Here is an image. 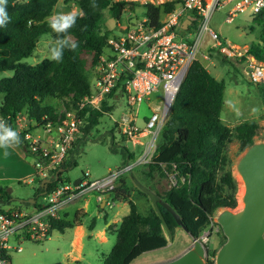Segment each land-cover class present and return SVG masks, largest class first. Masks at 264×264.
<instances>
[{"label": "trees", "instance_id": "16d2710c", "mask_svg": "<svg viewBox=\"0 0 264 264\" xmlns=\"http://www.w3.org/2000/svg\"><path fill=\"white\" fill-rule=\"evenodd\" d=\"M183 1L171 0L158 5L147 2L144 3V14L153 24L159 25L163 15L180 6ZM56 2L57 0H8L7 10L11 22L6 27H0V73L10 71L11 74L0 77V117L6 119L15 130L18 115L27 117L28 131H38L40 128L44 129L47 122L58 121L63 111L59 112L55 105L48 103V99L62 100L69 109L91 93L89 68L98 65L99 57L108 46L110 35V31H99L103 17L99 9L109 6L112 17L119 20L125 8L135 4L134 1L126 0H95L97 7L92 8L90 5L93 0H77L85 15L77 19L68 35L78 44V48L75 51L65 50L60 63L49 60L48 56L35 63L28 62L25 58L32 56L45 41V49L50 52L56 33L49 27L47 18L52 14ZM253 17L249 28L254 30L258 26L259 39L251 43L249 50L258 60L264 61V9ZM210 51L216 49L211 48ZM86 54L92 58H87ZM256 84L264 100V80ZM118 86H124V83L120 81ZM225 91V80L216 78L198 59L194 60L159 132L150 161L138 163L130 169L143 172L147 167L143 176L137 179L160 194L196 237L210 225L211 215L219 208L238 206L239 185L232 172L228 147L236 138L240 151H243L255 140L258 128L255 121H243L234 127L223 121L221 113ZM114 92L115 90L103 100L100 109L90 111L88 122L83 127L85 132L77 137L73 149L87 138L89 131L105 113L113 109L109 100ZM86 112L87 108L82 114ZM20 136L25 156L34 161L35 156L28 152L23 133ZM111 147L114 148L115 144ZM73 149L69 150L65 161L51 174L53 180L46 187L39 184L31 197L35 201L31 202L29 198L23 200L27 205L39 204L38 200L44 193L59 185L61 173L76 164L75 160H69ZM127 155L128 161L137 160L133 153L128 152ZM60 168L63 171H59ZM155 172L160 177H167L169 172H175L176 183L160 192L152 183ZM124 173L110 196L114 201H127L130 211L112 230L116 234V242L112 250L103 256V264H131L142 253L169 243L168 233L150 198L135 184V177L128 180L124 178ZM0 188L6 198L11 200L9 188L3 185ZM136 195L143 196L150 202L145 212L140 211L135 202ZM160 209L174 234L179 226L176 218L165 206L160 205ZM73 225L74 221L60 216L53 219L52 230L63 231ZM225 239L222 231L220 245ZM216 251L217 248L208 246L207 264H214ZM72 264H81V261L77 260Z\"/></svg>", "mask_w": 264, "mask_h": 264}, {"label": "built area", "instance_id": "2783aa9c", "mask_svg": "<svg viewBox=\"0 0 264 264\" xmlns=\"http://www.w3.org/2000/svg\"><path fill=\"white\" fill-rule=\"evenodd\" d=\"M230 3L232 6L227 10L226 22H233L240 12L249 11L255 15L264 9V0H184L180 6L164 14L159 25L153 24L145 15L140 21L124 26L119 34L109 37V52L100 56L91 93L74 107L64 110L58 121L47 122L44 126L47 136L38 131H28L23 126L24 121H28L27 117L17 116L16 124L23 127L20 133H23L27 150L35 156L34 176L40 179L51 177L53 171L65 161L88 122L90 111L100 109L103 100L114 90L113 101L116 102L121 95L127 103L126 111L114 120L125 139L134 146L142 145L144 150L125 169L112 170L101 178L90 177V172L86 170L77 183L74 181L56 186L39 198V204L28 205L26 209L10 205L0 188V264L9 263L13 250H22L20 244L12 243L13 238L46 239L52 231L53 219L60 217L63 206L89 192H95L99 200H103L115 189L124 172L138 163L150 161L156 139L170 114L181 83L204 47L208 46L209 52L214 48L227 58L242 61L250 81L258 83L264 80V61L258 60L250 52V46L231 42L210 25L214 13ZM187 17H191L192 21L183 29L182 23ZM209 40L211 43L206 45ZM201 56L209 58L206 52ZM120 81L124 86H118ZM159 89L162 91V104L151 109L150 116L144 119L145 125L140 127L136 123L138 108L143 101L151 100L152 93ZM85 108L87 112L82 114ZM145 137L148 139L144 140ZM168 175L174 185L175 172ZM106 203L113 204L110 196ZM210 224H218L214 214L211 215ZM208 233L205 231L197 238L207 244Z\"/></svg>", "mask_w": 264, "mask_h": 264}, {"label": "rangeland", "instance_id": "374dc122", "mask_svg": "<svg viewBox=\"0 0 264 264\" xmlns=\"http://www.w3.org/2000/svg\"><path fill=\"white\" fill-rule=\"evenodd\" d=\"M134 1V5H128L123 11L119 20L112 17V12L108 7L100 8L99 11L103 14L102 22L99 26V31L104 33L110 31V35L119 34L124 26L140 21L145 16L146 0H126ZM148 3L155 5L164 3L171 0H163L154 2L147 0ZM232 6V3L225 5L224 7L217 10L210 22L213 27L220 35L229 39L231 42L237 44L251 45L252 42H257L259 39V28L256 26L254 30H250L249 25L253 23V15L249 11L240 12L233 22H226L225 17L227 10ZM72 9L81 10L77 0H57L56 5L53 7L52 14L54 12H66ZM51 14V15H52ZM50 15V16H51ZM45 37V36H44ZM47 41L43 42L42 46L35 51L32 56L25 58L28 62L35 63L40 61L42 58L49 56L50 52L45 49ZM209 40L206 45H209ZM45 44V45H44ZM109 52L108 46L105 47L103 53ZM206 52L209 58H204L201 55ZM102 53V54H103ZM101 54V55H102ZM87 55V58L91 59V55ZM222 53L218 51L208 50V46L202 49L199 55V61L218 79H224L226 82L225 91V103L222 109L223 121L234 127L243 121H255L258 123V128L254 136L255 140L264 139V100L260 93L258 85L248 78L246 74V65L236 58H224ZM100 60V57H99ZM91 61V60H90ZM91 62L89 63L90 66ZM97 66H90V80L93 81ZM10 71L0 73V77L4 75H10ZM121 94V93H120ZM110 103L115 102L111 98ZM48 103L55 105L58 111H64L67 109L62 100L48 99ZM162 104V91L161 89L154 91L151 95V100L143 101L137 114L136 123L143 127L145 125L144 119L150 116L151 109L157 108ZM127 103L126 98L121 97L113 104V109L107 111L99 121V123L92 127L89 131L87 138H84L82 142H79L73 151L69 155V160H75L76 164L68 167L61 173V182L59 185H66L74 183V181L83 176L84 172L88 170L90 177L101 178L107 175L112 170L125 169L128 163H132V160L128 161L127 153L130 152L135 155V158H139L144 150L142 145H133L130 140H126L122 136L119 124L114 118H120L122 112L126 111ZM171 111V110H170ZM28 121H24L23 126L28 129ZM23 129L21 126L16 125V130L19 132ZM38 132L47 136L48 134L43 128L38 129ZM85 131L80 132L79 137L83 135ZM55 133V131H54ZM148 139L145 137L144 140ZM115 147L112 148V144ZM24 147L20 144L19 146L10 150V154L5 156L3 150H0V184L11 188L9 195L12 197L9 200V204L21 209L28 208V205L23 201L31 198L37 191L39 183L35 182L36 169L33 165V160L30 157H26L27 162L32 166V175L27 176V165L21 164L16 158V155L21 156ZM229 155L232 160V172L238 180V206L232 209H238L241 205L240 193L242 183L240 178L237 176L235 171V162L241 155L242 151L239 148V141L235 138L228 147ZM29 152V151H28ZM25 153V151H24ZM23 158V155H22ZM145 169V170H144ZM142 171H146L145 167ZM143 172L127 170L124 178L132 180L134 177L138 178L143 176ZM21 176V177H17ZM33 177V179H32ZM118 183V182H117ZM152 183L160 192H164L173 185V181L168 175L167 177H160L159 173L155 172ZM111 200V199H110ZM94 198L92 202L94 203ZM151 201V200H150ZM135 202L138 204L140 211L145 212L149 205V201L140 195L135 196ZM70 207V216H73ZM129 204L123 201L117 202L115 205H107L104 210L109 214V217L114 216L118 211L117 217L122 218L129 212ZM93 213L90 216H85L86 224H91L93 219L97 221L98 226L104 224L103 215L99 212L97 206H93ZM120 221H117V223ZM209 231L207 246L211 248H219L220 241L222 238V228L219 224L209 225L204 231ZM69 238L63 232L59 230H52L51 234L43 240H34L27 237H15L12 239L13 244H20L22 246L21 251L13 250L10 252L11 261L8 264H53L61 262L68 264V259L64 254V251L70 247ZM88 242V240H87ZM116 242V234H110V244H106L101 247L99 252L108 254ZM86 251L88 258L90 259L89 264H103L100 260V255L95 254V244L88 242ZM193 243L191 235L182 227L177 226L175 233L173 234V240L161 248L146 251L140 256L135 258L131 264H151L159 261L173 258L187 249ZM93 252V253H91ZM87 261H85L86 263ZM87 264V263H86Z\"/></svg>", "mask_w": 264, "mask_h": 264}, {"label": "water", "instance_id": "95a60500", "mask_svg": "<svg viewBox=\"0 0 264 264\" xmlns=\"http://www.w3.org/2000/svg\"><path fill=\"white\" fill-rule=\"evenodd\" d=\"M191 21V17H187L182 28L186 29ZM234 167L243 184L240 195L242 206L238 209L221 207L214 213V220L226 237L216 251L214 264H264V139L254 140L248 145L237 158ZM59 171H63V168ZM52 180L51 177L35 178V182L44 187ZM78 181L79 179L75 180L76 183ZM134 182L150 198L162 219L169 241L173 240V232L160 205L169 209L178 224L193 238V243L177 256L151 264H207V244L191 234L180 215L160 194L136 177ZM109 196L110 194L103 199L104 202ZM29 200L35 201L34 198Z\"/></svg>", "mask_w": 264, "mask_h": 264}, {"label": "crops", "instance_id": "0c3cea01", "mask_svg": "<svg viewBox=\"0 0 264 264\" xmlns=\"http://www.w3.org/2000/svg\"><path fill=\"white\" fill-rule=\"evenodd\" d=\"M23 155V158H22ZM16 158H19V162L23 165H27V176L32 175L33 169L32 166L27 162L25 159V153L24 150L21 153V156L18 157L16 155ZM33 165H34V161ZM21 177V176H17ZM3 185V184H0ZM5 186V185H3ZM8 187V186H7ZM11 191V188L8 187ZM94 198V203L92 202ZM32 199V198H29ZM111 199V196H110ZM112 200V199H111ZM121 200H112L113 204L115 205L117 202H120ZM34 202V201H33ZM124 203H128L127 201H123ZM71 204L73 206V209L71 210V213L73 216H70V207L67 208V205ZM63 208L60 210V216L64 217L66 219L74 221V225L65 228L63 232L65 235L69 238V245L70 247L64 251V254L66 255L68 259V264H72L75 261H81V264H89L90 259L88 258V253L86 251V246L89 244L88 242H92L95 244V254L100 255V248L104 247L106 244H110V234L113 233L112 230L120 223L117 221H121L117 217L118 211L112 215V217H109V214L104 208L108 205L104 200H99L98 195L95 192H89L84 194L83 196L75 199L72 202H69ZM129 204V203H128ZM97 206L99 212L103 215L104 218V224L98 226L97 221L93 219L91 224H86L85 222V216H90L93 213V206ZM109 205V206H112ZM130 206V205H129ZM130 211V208H129ZM129 213V212H128ZM88 240V242H87ZM93 253V252H91ZM106 255V253H102V256L100 255V260L103 262V256ZM85 261H87L85 263Z\"/></svg>", "mask_w": 264, "mask_h": 264}, {"label": "clouds", "instance_id": "9594fccd", "mask_svg": "<svg viewBox=\"0 0 264 264\" xmlns=\"http://www.w3.org/2000/svg\"><path fill=\"white\" fill-rule=\"evenodd\" d=\"M96 8L97 4L93 0L90 5ZM8 0H0V27H6L11 22L8 14ZM82 10L72 9L68 12H54L47 18V23L51 30L56 33V38L50 46L48 59L57 63L62 62L65 50L75 51L78 44L68 35L69 30L76 24L78 18L84 17ZM22 143L20 132L15 130L6 119L0 117V150L5 156L10 154V150Z\"/></svg>", "mask_w": 264, "mask_h": 264}, {"label": "bare ground", "instance_id": "6f19581e", "mask_svg": "<svg viewBox=\"0 0 264 264\" xmlns=\"http://www.w3.org/2000/svg\"><path fill=\"white\" fill-rule=\"evenodd\" d=\"M237 174V173H236ZM237 176L239 177V175L237 174ZM240 178V177H239ZM241 180V179H240ZM241 183H242V181H241ZM242 190H243V184H242V188H241V192H242ZM240 195H241V193H240ZM241 200V199H240ZM241 205H242V201H241Z\"/></svg>", "mask_w": 264, "mask_h": 264}]
</instances>
